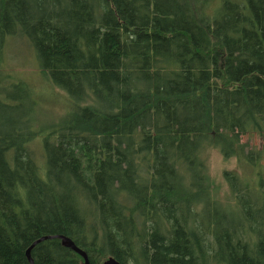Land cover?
<instances>
[{"label": "trees", "instance_id": "trees-1", "mask_svg": "<svg viewBox=\"0 0 264 264\" xmlns=\"http://www.w3.org/2000/svg\"><path fill=\"white\" fill-rule=\"evenodd\" d=\"M13 37L67 95L59 118L4 72ZM244 137L264 138V0H0V264L52 235L90 264H264V147ZM210 149L241 168L226 204ZM30 257L83 264L57 238Z\"/></svg>", "mask_w": 264, "mask_h": 264}, {"label": "rangeland", "instance_id": "rangeland-1", "mask_svg": "<svg viewBox=\"0 0 264 264\" xmlns=\"http://www.w3.org/2000/svg\"><path fill=\"white\" fill-rule=\"evenodd\" d=\"M36 62L37 60L35 59L33 51L24 38L13 37L8 39L4 49V72L13 76L10 79L16 80L18 77L22 78L33 87L35 94L41 99L40 103L42 108H38L35 112L37 117L47 119L59 118L65 111V100L69 99L63 91L55 87L51 88L43 75L40 74ZM46 85L50 87L47 88ZM40 109H43V111H40ZM243 141L248 142L255 149L262 148L261 146L264 147V138L255 137L248 140L244 137ZM206 156L209 175L214 181L218 198L224 204L229 203V201L231 202L232 197L228 185L223 179L222 172L224 170L241 172V168L237 166L234 158L224 160L216 149L207 151ZM262 163H264V155ZM248 174L249 177H253V173L249 172Z\"/></svg>", "mask_w": 264, "mask_h": 264}, {"label": "water", "instance_id": "water-1", "mask_svg": "<svg viewBox=\"0 0 264 264\" xmlns=\"http://www.w3.org/2000/svg\"><path fill=\"white\" fill-rule=\"evenodd\" d=\"M57 238L61 241L62 246L71 249L76 254H78L83 259V264H90L87 258V255L85 252H83L81 249H79L69 238L62 236V235H56V236H43L39 239H37L35 242L31 244V246L26 250V257L29 262V264H34L31 257H30V250L32 247H34L37 243L47 240V239H53ZM101 264H120L116 260H114L112 257L107 258L105 261H103Z\"/></svg>", "mask_w": 264, "mask_h": 264}]
</instances>
